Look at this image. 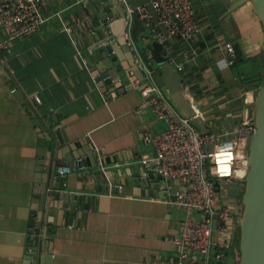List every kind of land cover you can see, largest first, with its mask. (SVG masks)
Returning <instances> with one entry per match:
<instances>
[{"label": "crops", "instance_id": "crops-1", "mask_svg": "<svg viewBox=\"0 0 264 264\" xmlns=\"http://www.w3.org/2000/svg\"><path fill=\"white\" fill-rule=\"evenodd\" d=\"M76 1L43 0L47 18L43 28L33 36L14 40L4 51L7 67H0V264L174 260L179 254L175 239L184 213L166 203L155 149L145 142L147 136L164 131L166 124L142 97L133 75L122 84L115 80L103 86L101 82L99 87L94 84L92 76L103 82L112 77L110 68L103 66L107 59L112 58L114 68L123 74L129 62L117 45L118 54L97 49L104 39L103 14L110 20L115 17L117 7L112 0ZM191 1L200 34L188 44L171 40L162 47L170 64L179 70L184 88L194 94L209 130L233 137L245 115L253 112L264 82L263 26L250 3L227 15L238 0ZM58 14L69 26L87 19L85 26L76 29V36L83 47H95L87 57L90 70L76 56ZM227 20L234 32L228 29ZM6 39L0 30V42ZM236 43L243 56L238 60L233 50L235 63L222 71L225 45L231 44L233 49ZM57 134L68 140L59 154L68 148L75 155L73 164L81 160L75 174L67 175L70 185L81 186L77 173L88 174V184L93 186L96 173L113 175L108 159L122 171L114 186L116 192L93 193L89 209L79 207L71 215L58 211L50 217L52 232L46 247L31 251L26 245L28 229L44 210L43 201L51 192L47 184L53 164H66L54 157ZM95 148L100 149L102 159ZM58 168L56 178L61 177ZM139 178L148 179V186L136 185ZM235 244L226 254H239ZM26 254L38 258L28 261Z\"/></svg>", "mask_w": 264, "mask_h": 264}, {"label": "built area", "instance_id": "built-area-1", "mask_svg": "<svg viewBox=\"0 0 264 264\" xmlns=\"http://www.w3.org/2000/svg\"><path fill=\"white\" fill-rule=\"evenodd\" d=\"M82 1L84 0H77L76 3ZM149 2L156 10L158 21L146 5L133 8L129 0H118L126 12V38L131 33L135 12H138L139 19L151 36L162 46L171 40L188 44L200 34L201 26L191 0ZM57 18L62 22L63 32L69 36L76 56L85 68L90 70L87 57L95 47H83L76 36V29L85 26L87 19H80L74 26H69L62 21L59 14ZM46 21L43 0H2L0 30L5 32L7 39L0 42V67H7L3 55L10 43L37 34ZM108 45L109 40L104 38L100 45H97V49L105 50ZM225 47L226 59L220 66L222 71L235 63L232 45L226 44ZM137 62L141 64L139 58ZM146 75L148 84L143 85L138 81L136 88L151 105L156 117L164 121L166 129L147 136L145 142L155 149V161L165 181L166 203L180 208L184 215L179 236L175 239L179 249L178 257L174 260H151L142 264H217L220 261L238 264L239 254L232 255L233 257L228 254L230 257H227L225 251L235 243L238 236L242 206L240 198L234 202L232 196L241 188L237 183L231 188L226 185L222 187V184L232 181L240 183L247 174V145L250 136L255 132L253 113L248 112L245 115L242 123L234 130L233 137L223 132H211L205 136L192 120L181 112L171 96L155 83L147 70ZM92 80L99 87L100 82L95 76H92ZM184 92L192 109L201 116L194 94L188 88H184ZM208 144L213 145V152L208 151ZM95 153L102 159L100 149L95 148ZM80 163L81 160L77 165ZM71 173L72 169L68 164L58 168L61 177ZM216 181L221 183L220 211L215 208ZM216 217L223 223L218 228V240L215 238ZM231 257L235 259L233 263Z\"/></svg>", "mask_w": 264, "mask_h": 264}, {"label": "water", "instance_id": "water-1", "mask_svg": "<svg viewBox=\"0 0 264 264\" xmlns=\"http://www.w3.org/2000/svg\"><path fill=\"white\" fill-rule=\"evenodd\" d=\"M112 3L117 7V10H115V17L110 20L108 19V15L103 14L104 21L101 27L104 32V38L109 40V45L106 47L105 52L111 55L116 50L115 45H117L118 49L126 53L129 68L126 70V73L124 72L123 74L120 68H114L115 65L112 63V58H109L103 63V66H108L110 68L113 72L112 77L110 76L109 80L104 82L101 78H98L97 81L100 83L102 82L101 86H103V84H110L113 80L122 84L125 78L127 79L129 75H133L135 79L134 82L140 81L141 84L146 85L149 82L146 75L147 70V72L151 73L155 83L171 96L181 112L192 120L201 133L205 136L209 135L211 131L207 123L203 120L202 116L196 114L185 96L183 78L180 72L174 69L170 64L168 53L163 50L162 45L152 41L149 30L138 17V12L134 14L132 30L129 37L126 38V12L118 3V0H112ZM129 3L133 8L146 5L153 14L154 19L158 21L159 18L156 14V10L149 0H129ZM246 3L252 4L253 11L261 22L264 32V0H238L230 6L227 15H231V13L235 12ZM226 23L230 32H234L231 21L227 20ZM143 38H145V40H143ZM233 50L235 57L241 60L243 53L239 43L233 45ZM262 51L264 54V43ZM138 58L141 60V64L137 62ZM252 113L254 116L253 126L255 132L250 136L247 145V174L240 180V183L244 185V192L240 199L242 213L239 219L238 264H264V82L256 94ZM60 138L61 136L59 134L53 138L54 148L57 151L54 157L63 162L65 161L66 164H53L50 180L47 184V189L48 191L51 190V192L47 193L43 201L45 204L44 210H41V212L37 214L36 219H34L28 229L26 245L31 251H36L39 247L41 249L46 247L45 243L49 241L48 234L52 232V220L50 217H54L58 211H65V213L71 215V213H73L72 211L79 207L89 209L93 201L91 197L93 193H114L117 191V188L114 186L119 184L118 177L122 169L118 168L117 170L116 162L110 159L107 160V164L111 166L110 171L113 175L107 176L103 171L96 173L95 186L88 184L90 177L86 173H77L78 183H80L81 186L70 185L71 178L69 176L56 178L55 169L61 165H70L72 173L74 174L78 170V165L73 164V157H75V155L72 152H68V148L62 150L60 156V147H63V144L68 141L65 136ZM207 149L209 152H213V145L208 144ZM62 154H64V156H62ZM134 182L139 186L145 184L148 186V179L143 180L139 178ZM221 204V183L216 181L215 208L217 211L221 210ZM222 224L219 218L216 217V240L219 239L218 228ZM47 246L48 248L50 247L49 244ZM31 257L34 259L38 258L36 254H26L25 260L29 261ZM227 257H229L228 254ZM217 264L227 263L225 261H220L217 262Z\"/></svg>", "mask_w": 264, "mask_h": 264}, {"label": "rangeland", "instance_id": "rangeland-1", "mask_svg": "<svg viewBox=\"0 0 264 264\" xmlns=\"http://www.w3.org/2000/svg\"><path fill=\"white\" fill-rule=\"evenodd\" d=\"M235 184H236V181H232V182H230V183H223L222 184V187H224L225 185L226 186H228V187H234L235 186ZM241 185H240V188H241V195H243V192H244V185L242 184V183H240ZM234 185V186H233ZM238 185V184H237ZM242 197V196H241ZM240 197V198H241ZM238 233V236H237V240H236V244L235 245H239V231L237 232ZM237 235V234H236ZM231 255V254H230Z\"/></svg>", "mask_w": 264, "mask_h": 264}, {"label": "trees", "instance_id": "trees-1", "mask_svg": "<svg viewBox=\"0 0 264 264\" xmlns=\"http://www.w3.org/2000/svg\"><path fill=\"white\" fill-rule=\"evenodd\" d=\"M237 39H238V37H237ZM236 39V40H237ZM237 184H238V186H240L241 184L239 183V182H236ZM236 188V187H235ZM234 192H235V189H234ZM242 195H241V191H239L237 194L235 193V194H233V196H232V199H233V201L235 202L236 200H238L240 197H241ZM241 199V198H240ZM230 255V254H229Z\"/></svg>", "mask_w": 264, "mask_h": 264}, {"label": "bare ground", "instance_id": "bare-ground-1", "mask_svg": "<svg viewBox=\"0 0 264 264\" xmlns=\"http://www.w3.org/2000/svg\"><path fill=\"white\" fill-rule=\"evenodd\" d=\"M240 175H242V174H240Z\"/></svg>", "mask_w": 264, "mask_h": 264}]
</instances>
